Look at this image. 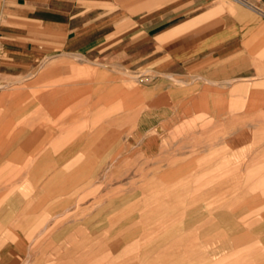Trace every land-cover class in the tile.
I'll use <instances>...</instances> for the list:
<instances>
[{
  "label": "rangeland",
  "instance_id": "obj_1",
  "mask_svg": "<svg viewBox=\"0 0 264 264\" xmlns=\"http://www.w3.org/2000/svg\"><path fill=\"white\" fill-rule=\"evenodd\" d=\"M205 80L0 82V264H264V83Z\"/></svg>",
  "mask_w": 264,
  "mask_h": 264
},
{
  "label": "crops",
  "instance_id": "obj_2",
  "mask_svg": "<svg viewBox=\"0 0 264 264\" xmlns=\"http://www.w3.org/2000/svg\"><path fill=\"white\" fill-rule=\"evenodd\" d=\"M243 1L0 0V82L76 56L211 83H264V0Z\"/></svg>",
  "mask_w": 264,
  "mask_h": 264
},
{
  "label": "built area",
  "instance_id": "obj_3",
  "mask_svg": "<svg viewBox=\"0 0 264 264\" xmlns=\"http://www.w3.org/2000/svg\"><path fill=\"white\" fill-rule=\"evenodd\" d=\"M235 1H237V2H239V3H243V4L246 5V2H244L243 0H235Z\"/></svg>",
  "mask_w": 264,
  "mask_h": 264
},
{
  "label": "bare ground",
  "instance_id": "obj_4",
  "mask_svg": "<svg viewBox=\"0 0 264 264\" xmlns=\"http://www.w3.org/2000/svg\"><path fill=\"white\" fill-rule=\"evenodd\" d=\"M49 151V150H48ZM10 163H12V162H10ZM19 164V163H18ZM22 165V164H21ZM6 170V169H5ZM4 171V170H3ZM12 178V177H11ZM3 200V199H2ZM7 201V200H6ZM1 202V201H0ZM5 203H7V202H3V204H5ZM2 204V203H1ZM10 206V205H9ZM8 208V207H7ZM10 208V207H9ZM20 211V210H19Z\"/></svg>",
  "mask_w": 264,
  "mask_h": 264
}]
</instances>
